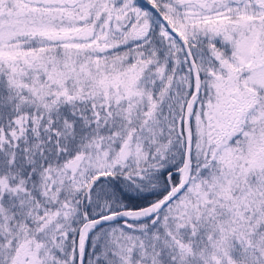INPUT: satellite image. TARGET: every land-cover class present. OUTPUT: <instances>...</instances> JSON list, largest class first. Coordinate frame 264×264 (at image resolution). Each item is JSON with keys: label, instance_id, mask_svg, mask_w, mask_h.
<instances>
[{"label": "snow or ice", "instance_id": "snow-or-ice-1", "mask_svg": "<svg viewBox=\"0 0 264 264\" xmlns=\"http://www.w3.org/2000/svg\"><path fill=\"white\" fill-rule=\"evenodd\" d=\"M0 264H264V0H0Z\"/></svg>", "mask_w": 264, "mask_h": 264}]
</instances>
